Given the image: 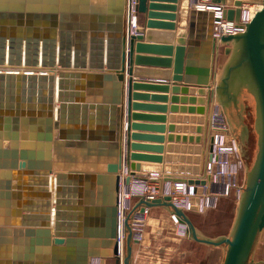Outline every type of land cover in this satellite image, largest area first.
Returning a JSON list of instances; mask_svg holds the SVG:
<instances>
[{"label":"water","instance_id":"95a60500","mask_svg":"<svg viewBox=\"0 0 264 264\" xmlns=\"http://www.w3.org/2000/svg\"><path fill=\"white\" fill-rule=\"evenodd\" d=\"M135 1L133 14L129 10L132 0H119L111 20L115 24L110 31L113 35L98 39L89 53L88 47L75 46L74 39L60 27L58 0H0V264H25L24 250L30 251L26 258L31 264H35V254L36 264H90L92 258L108 257H114L117 264H131L133 245L140 241L134 239L130 216L125 221L123 257L119 255L117 241L123 168L133 175L159 173L168 181L188 178L191 185H204L206 166L213 160L216 107L226 111L231 105L237 106L242 90L255 98L259 147L231 236L219 240L202 236L189 212L178 208L171 199L141 200L139 206L142 213L159 207L171 209L179 222L187 226L192 240L226 247L224 264H255L254 251L264 232V0H211V4L224 8L226 20L237 23L245 5L261 7L243 33L216 39L215 13L200 6L199 0H180V7L172 5L179 0ZM156 1L163 3H153ZM178 10L182 32L177 34L178 45L174 47ZM144 32L147 42L159 41L162 45L137 44ZM230 45L233 48L226 49L229 61L219 73L222 48ZM200 46L205 54L198 72L193 61ZM136 49L139 53L155 54L157 59L145 60L162 64L161 68L167 71L133 68L135 61L137 66L144 65L142 57H135ZM173 62L175 96L170 111L198 117L172 116L166 127L165 116L133 115L132 110L166 114V105L133 104V98L138 100L142 96L133 95L132 90L157 88L168 94ZM127 67L136 78L162 79L150 83L128 80L126 121ZM92 82L101 88L94 98L86 93ZM190 95L198 97H186ZM144 98L163 104L169 100L165 96ZM30 123L48 124L49 149L55 136V147L60 152L67 149L65 166L42 171L43 167L32 156L40 149L42 138L41 134L31 138L25 134ZM75 128L77 134L72 132ZM138 130L160 134L168 130L172 133L171 143L166 148L144 144H164L166 138L137 133ZM174 133L183 136L174 137ZM28 147L32 148L30 156ZM75 148L79 150L78 159ZM140 152L166 155L163 158ZM53 172L55 177H51ZM23 175L36 180L30 179L23 185L19 182ZM130 181L127 178L125 184ZM197 193L201 195L203 190L199 188ZM138 201L135 198L133 205ZM192 202V212H198L200 200L195 198ZM35 210L39 216L32 215ZM26 226L37 228L25 229ZM12 235L21 236L20 242L15 241L17 254H13Z\"/></svg>","mask_w":264,"mask_h":264},{"label":"crops","instance_id":"0c3cea01","mask_svg":"<svg viewBox=\"0 0 264 264\" xmlns=\"http://www.w3.org/2000/svg\"><path fill=\"white\" fill-rule=\"evenodd\" d=\"M151 3V2H149ZM153 3H163V2H153ZM166 3V2H165ZM180 0L176 2V5L180 7ZM119 0H58L57 2V14L59 16V25L64 30L66 35H69V37L74 39L75 46H86L88 47L87 50L90 53L92 51V46H96V41L100 38H108V35H113L112 30L115 29V24L111 21L113 17V12L118 9ZM46 5H42L43 8H45ZM125 7V5H124ZM165 13V12H162ZM177 19L174 22L176 24V30L174 33L176 34L174 38V47L178 45V33L182 32V29L180 27V12L177 11ZM142 18V16H140ZM103 19V20H102ZM158 33H170L166 30H156ZM188 32V30H185ZM69 33V34H67ZM188 38V37H187ZM147 34L144 32L142 35V38H140L137 41V44H144V45H162L158 44L159 41L156 42H147ZM187 40V39H186ZM116 46V45H115ZM227 48H233V45L225 46L222 48V55L220 56V59L218 61L219 65V73H222L224 61L223 59L227 57L226 55V49ZM200 51L198 52L196 59L193 61L196 63V71H200L202 69V63L204 62L203 56L205 53H203V48L200 46ZM135 57L141 59H144L143 64L137 66V63H133V68L141 67L143 69L153 70V71H167L166 69H162L161 66H164L162 64L153 63L150 61H147L145 59H148L147 57L152 58H158L155 56V54L150 53H139L137 49L134 52ZM173 57L172 59H174ZM217 63V62H216ZM215 58L213 65H216ZM105 69H106V63ZM174 62L172 63V68L170 71L172 73L170 74V90L168 94H165L160 91V89H153L149 90V88L145 89H133L132 93L133 95L137 94L140 97L138 100H132V103H137L139 105H156L159 107V105H166L168 107V111L166 114H162L161 112H158L157 110L153 112L145 111V110H132L133 115H153L155 117H161L165 116L166 121V127L170 125L171 117H179L182 116H194L198 117V115H191V114H174L171 113L170 108L173 105L171 103V99L175 96L173 94V82H174ZM185 78L187 77V65L185 66ZM133 79L134 83H144L145 81H148L146 83H150V81H158L157 79H162L161 76H148L146 78H136L134 74L129 73V68L127 67L126 70V84L124 85V98H125V109H126V121H127V115H128V80ZM145 79V80H144ZM144 81V82H143ZM157 83V82H155ZM145 85V84H143ZM101 88H98V86L92 82L89 83L86 87V93L89 94V96H92L91 98H94ZM105 91V90H104ZM103 93V91H102ZM178 96H182L181 94H176ZM144 96H165L168 97V104H163L162 102L158 101H150L143 99ZM183 97V96H182ZM186 97H198V96H186ZM183 106V104H180ZM56 107H59V104L56 103ZM90 115V113H89ZM102 118H108L106 115H102ZM132 123H153L156 125H162L159 122H144V121H134L132 120ZM175 125H182V124H175ZM191 125V124H190ZM193 126H198L193 125ZM48 124H42L40 126L32 125L31 123L26 126L24 129V132L27 136L31 138L32 135L41 134V146L40 149L37 148L32 155V148L28 147L27 151L29 153V156L32 155L34 158V161L37 164H40L41 167H43L42 171H45L47 167L52 168L58 166H65L64 164L67 163L66 157H64L67 149H63L61 152L59 149H57L56 143L58 141L55 139L53 140V147L50 150L49 145L47 142V134H48ZM54 130L51 132L52 135H54ZM72 132L77 134L78 129H72ZM137 133H147L149 135H163L166 138V142L164 144H157L156 142H143L147 145H162L166 148V146L171 143L169 140V137L172 133H169L168 130L165 132V134H160L159 132H144L141 130H138ZM174 137H180L183 136V134L174 133ZM172 135V136H173ZM30 141V139H28ZM9 144L6 143L5 147H7ZM31 148V149H29ZM78 148H75L73 150L76 159H78ZM140 154L143 155H150V156H160L165 157L166 154H154V153H146V152H140ZM144 165H154L158 166L157 164H148L144 163ZM165 165V161L163 162L162 166ZM47 172V171H46ZM51 177H55L56 174L53 172L51 174ZM36 180L34 176H28L23 175L20 177L19 182L21 184H27L29 180ZM29 200V199H27ZM26 201V200H25ZM35 206H32V208ZM41 212V211H40ZM196 212H190L188 213L189 217L193 221L192 214ZM198 213V212H197ZM29 214V213H25ZM38 215L39 212L35 210L32 215ZM42 214V213H41ZM37 227L34 226H26L25 229H30ZM12 246L14 248L13 254H17V250H15V243L21 241V236L12 235ZM26 240V237L23 238ZM30 238H28L29 241ZM16 241V242H15ZM30 247L28 246V249ZM264 249V240L261 238L256 246L255 253L253 256V260L256 264H264V252L262 251ZM29 250H24V257H25V264H31V261L26 258V255H29ZM126 254V250H125ZM226 255V249L224 246L216 247V246H210L203 243L196 242L192 240L190 237L181 236L178 233V226L172 219V210L168 208H152L148 210L147 213V219H146V226L144 230V238L143 240L133 245V252L131 257V264H224V259ZM32 263H37L36 260V254L34 255V261ZM100 264H117V261L114 257H108V258H102L100 260Z\"/></svg>","mask_w":264,"mask_h":264},{"label":"built area","instance_id":"2783aa9c","mask_svg":"<svg viewBox=\"0 0 264 264\" xmlns=\"http://www.w3.org/2000/svg\"><path fill=\"white\" fill-rule=\"evenodd\" d=\"M136 1L132 0L129 10L135 14ZM199 5L215 13L214 22V38H221L224 35H237L246 30V26L255 16L251 15L253 8L259 5H245L242 9L241 20L237 22L228 21L224 18V8L222 6L211 4V0H199ZM252 6L250 9L246 7ZM212 136L213 143V160L206 166V175L204 185H191L188 178L178 181H168L166 176L159 173H146L141 175H133L126 167L121 173L122 184L120 192L119 205V228L117 241L120 245L119 255L124 256L123 246L126 239L125 221L130 216V226L134 233V239L142 241L144 238V230L146 226L147 213L140 211V201H153L156 199H171L178 208L192 212L193 199L200 200L198 213H205L215 208L219 201L230 195L240 185V177L242 171V159L238 141L236 140L231 126L227 120L226 113L221 106L216 107L213 116ZM130 178L128 185L125 180ZM201 188L203 193L199 195L197 190ZM242 188H238V199L242 197ZM135 198L138 202L133 205ZM135 205H138L136 207ZM172 219L178 226V233L181 236H188L187 226L179 222L178 217L172 213ZM100 258L90 259V264H100Z\"/></svg>","mask_w":264,"mask_h":264},{"label":"rangeland","instance_id":"374dc122","mask_svg":"<svg viewBox=\"0 0 264 264\" xmlns=\"http://www.w3.org/2000/svg\"><path fill=\"white\" fill-rule=\"evenodd\" d=\"M229 58L228 55L223 59L224 65L228 63ZM240 99L241 101L237 106L231 105V107H227L225 113L240 147L242 171L238 188L243 189V195L249 174L256 162L259 133L255 98L250 92L242 90ZM238 188L232 191L229 196L221 199L215 208L205 213L196 212L192 214L193 222L202 236L214 240L231 236L241 202L238 199ZM261 238L264 240V232L260 235L259 240ZM262 251L264 252V249ZM262 258H264V255Z\"/></svg>","mask_w":264,"mask_h":264},{"label":"bare ground","instance_id":"6f19581e","mask_svg":"<svg viewBox=\"0 0 264 264\" xmlns=\"http://www.w3.org/2000/svg\"><path fill=\"white\" fill-rule=\"evenodd\" d=\"M252 6H248V7H246V9L248 8V9H250ZM261 9V7L259 6V7H257V8H253V10H252V12H251V15H253L254 14V11L256 10V9ZM1 70V69H0ZM3 70V69H2Z\"/></svg>","mask_w":264,"mask_h":264}]
</instances>
